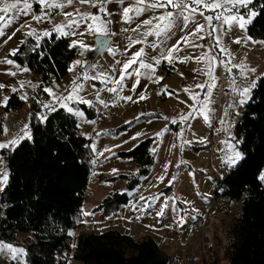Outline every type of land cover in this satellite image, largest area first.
<instances>
[{
  "label": "trees",
  "instance_id": "obj_1",
  "mask_svg": "<svg viewBox=\"0 0 264 264\" xmlns=\"http://www.w3.org/2000/svg\"><path fill=\"white\" fill-rule=\"evenodd\" d=\"M250 9L257 15L247 32L254 39H264V0H253L241 10ZM20 48L11 56L41 76L43 97L47 96L44 86L61 80L81 53L70 37L56 34L43 39L31 36ZM24 104L14 92L4 109L15 111ZM32 107L31 139H23L14 150L11 146L0 149L10 168L0 198V207L5 209L0 213V241L13 242L20 232L29 233L24 244L29 264H67L69 254L81 264H169V255L153 237L138 240L115 228L80 230L73 244L72 231L81 226L77 215L85 202L94 155L76 115L66 107L55 106L45 115ZM81 107L93 114L86 105ZM243 107L235 135L243 140L245 158L222 183L224 195L231 202H241V209L228 231L224 255L211 246L209 261L201 264H264V181L260 179L264 171V75ZM2 134L1 126L0 138ZM153 142L148 137L130 150L117 152L115 156L135 163L137 171L114 177L125 179L127 190L110 192L94 211L113 214L130 202V192L150 174L155 162Z\"/></svg>",
  "mask_w": 264,
  "mask_h": 264
},
{
  "label": "crops",
  "instance_id": "obj_2",
  "mask_svg": "<svg viewBox=\"0 0 264 264\" xmlns=\"http://www.w3.org/2000/svg\"><path fill=\"white\" fill-rule=\"evenodd\" d=\"M9 2L12 3L14 0H9ZM30 2L31 8L28 9V15L14 13L13 11H9L7 14L0 13V15L4 16L5 21L17 17L13 19V22L9 26L3 29L4 35L0 36V71L5 72L3 77H0V84L5 86L0 92V127L2 126L3 128L0 143L8 144L10 141L22 137L25 129H28L32 136L33 129L31 128L30 114H24L21 110L25 104L27 107L30 105L32 117L33 107L30 98L33 96L34 89L39 84V79H37L35 72L30 67L21 65L19 61L14 60L11 56L12 50H16L15 53H17L24 42L31 36L43 39L52 34H56L57 37L64 35L70 37L72 44L77 45L81 49L80 55L72 62L69 72L61 80H55L48 84V87H55L56 97H59L65 91L69 93L74 85L73 82H75V85H80L81 88L84 86L97 88L98 91L95 93L96 98L103 105L100 114L96 116L93 110L86 105L93 112L91 115L81 107L80 103L78 105L73 104L72 99L65 101H63V98L54 100L46 91V97L41 96L40 93L39 95L42 97L44 105L50 102V105L53 107L66 105L67 109L74 106L87 113L89 118L92 117L94 119V134L91 137L85 136L88 139L89 149L94 155L92 175L97 174L103 178L111 179L117 177L119 174L135 173L137 171L135 163L129 159L120 158L115 155L118 154V151L132 149L141 140L148 137L154 138L152 149L155 153V161L161 146H163L162 149L165 148L168 153H171L175 142L179 144V137L183 129L180 122L176 121L179 123V126L172 122L174 118L175 120H181V117H187L189 113L199 115L200 108H197V102L208 93L209 86L211 85L210 91L214 90L215 92L219 90V80L214 76L212 70L210 76L208 75L209 70L205 71V68L209 67L206 66L204 69H201V63L205 64V60H209L206 57H214L212 49L205 45V39H210L211 45L214 48L217 41L214 32H212L211 36L209 35L212 29L207 26V21L198 12L194 14L195 21L204 24L205 28L197 37L190 35L195 24L190 22L186 28L181 30L182 25L180 20H176V26L170 32L156 35L159 31L156 25L160 24L162 29L164 24L167 23L166 20L161 21L157 17L166 12H172L175 17L179 9L172 8L171 6L167 8L145 7V5H150L153 0H145L144 3L140 4L136 0H124L123 4H120L117 0H112V2L103 5L105 8L104 12H99V4L93 7L92 4L81 3L80 0H73L71 4H67L66 0H56V3L64 4L63 8H48L36 3L35 0H30ZM136 7L143 9L138 16L134 11ZM124 8L133 9V11L129 12V16L132 17L129 22H125L122 15ZM48 9L57 11V15L51 25H42L34 19L35 16H43L45 18V13ZM201 11H204L205 16L209 15L207 11ZM85 14L98 15L99 19L95 21L85 19ZM145 20H151L152 23L145 24L143 23ZM72 21H77L78 24H73ZM0 23H3V21H0ZM58 27L61 29L60 32L56 31ZM90 27L99 30V33L106 31L108 33L107 36L111 37L109 47L102 54V59H99L94 49L97 45L95 41L96 35L104 34L90 31ZM33 31L35 35H28V33ZM45 32L49 33V35H44ZM122 34H125V39L123 44H120L119 36ZM184 37L188 38L187 42L184 41ZM81 44L84 46H81ZM176 45H179V50L171 52V55L177 61L176 66L171 71L162 69L161 64L166 60L162 54L167 55ZM205 47L208 49H205ZM141 49L143 50V55L138 59L153 64L154 70L140 68L139 71L142 75L137 76L132 73L139 65L133 64L126 73H122V66L125 61ZM187 57H191L192 60L188 67H184L183 62ZM156 59L160 60L159 64L154 63ZM6 60H11L13 63H3ZM77 61L80 63L77 64ZM11 72L18 74L19 77L10 76L9 73ZM104 72L107 74H103ZM122 75H124V79L121 80ZM137 80L139 81L138 84L136 83ZM197 85H204L205 87L201 88L197 87ZM111 89H116V91L113 92ZM14 92H18L21 97H26L24 99L25 104L19 110L5 111V97H7L8 104V100ZM127 97H131V99H126ZM192 97H196V99ZM169 102L178 104L181 112L176 115L172 114L171 118L166 119L164 109L165 104ZM44 105L42 104L43 108L48 109ZM75 108H73L74 110L71 113H76L77 108ZM104 112L107 113L106 117L101 119V114ZM187 112L186 116H182ZM147 115L150 117H146ZM140 116L141 119L139 118ZM137 118L139 119L137 123L131 124L128 128H122L125 124L131 123ZM98 119H101V122L98 123ZM128 119H130L128 122H124ZM26 123H28L27 127ZM140 126H143L145 130L138 131L132 135L131 132L138 130ZM23 139H20L19 142ZM136 139H139L137 143L130 148H126L127 144L136 141ZM155 142L158 143L156 148L154 146ZM182 142L183 139L181 146H183ZM195 151L192 146L184 147V158H188V160L198 158ZM0 157L3 159L2 167L7 170L6 157L1 153ZM138 200L140 199L138 198ZM95 207L97 206L93 208ZM126 207L122 206L121 209L127 216ZM108 214L102 212L95 213L94 215L91 214L92 216H87V219H85L95 222L103 221ZM136 215V212H133V215L129 219L136 222ZM81 216L83 217L82 214ZM200 219L201 217L194 220L191 224ZM110 228L113 227L108 224V229ZM125 233L131 234L129 231ZM164 238L165 235L163 240Z\"/></svg>",
  "mask_w": 264,
  "mask_h": 264
},
{
  "label": "rangeland",
  "instance_id": "obj_3",
  "mask_svg": "<svg viewBox=\"0 0 264 264\" xmlns=\"http://www.w3.org/2000/svg\"><path fill=\"white\" fill-rule=\"evenodd\" d=\"M145 7L151 8L149 5H145ZM242 8L233 9L232 12H225L223 8L217 9L215 12H209L203 8L201 10L207 11L213 17L218 13H222L224 16L236 13L247 19L249 11L243 12ZM52 12L53 18L50 21L39 22L42 25H51L57 15V11L54 9H52ZM47 17L46 12L44 19H47ZM213 21L214 33L216 38H219V44H215L216 47L214 48L210 39H205L204 42L208 48L212 49L211 51L216 59L211 61V63L209 60H205V64L201 63V69L206 66L211 68L214 76L219 80V90L210 91V94L208 91L204 97H201V100L197 102V108H200L199 115L192 114L189 116L187 112L182 115L186 116L188 114L186 121L175 120L174 118L175 121L180 122L181 128H183L179 137V144L175 142L171 153H168L165 148L162 149L163 146L159 148L157 159L151 168L150 174L142 178L136 189L130 192L132 195L130 202L123 205L124 207L127 206L125 224L111 226L122 232H131L133 237L138 240L145 236L153 237L169 257L186 244L195 242L194 248L192 247L195 255L194 261L189 259L186 264H201L209 261L211 246L216 249L219 248L220 254L224 255L225 249L223 245L228 240L227 235L232 221H234L235 215L241 209V202H231L224 195L222 179L228 170L237 168L245 158L242 150L243 140L236 137L235 128L242 114L240 108L244 105V102L241 103L240 101H246L255 87H252L246 95H242L240 90L253 81H255L256 86L258 79L264 75V39H254L248 34L247 26L249 23H246L242 29L236 23L229 25L223 23L222 20L216 21L214 19ZM237 40L240 42L237 43ZM207 47L205 49H208ZM221 49H226V51H221ZM98 56L99 59H102L103 55L99 54ZM209 68H205V71L209 70ZM251 69L255 71H251ZM4 73L0 71V77H3ZM103 74L107 73L104 72ZM10 76L19 77L16 73L15 75L10 74ZM36 76L39 79V84L34 89L30 101L32 106L38 104L41 107V114L45 115L50 108H43L42 104L44 105V103L40 102V100L42 101V97L39 95L41 79L39 74H36ZM15 78L14 80H16ZM73 87L74 85L69 93L68 91L61 93L59 98L67 97L70 94L74 96L78 92L75 95L76 98L72 99L74 102L72 103L87 105L96 116L100 114L103 105L96 98L97 88L91 86L81 88L80 86L76 92H73ZM45 88H50L55 94L54 86L48 87V85H45ZM2 89L0 88V92ZM36 96L40 98L38 101L35 100ZM51 98L53 99L52 96ZM65 100L67 99L63 101ZM205 103L210 111L203 108ZM232 104L235 105V108H233ZM46 105H50V102H47ZM72 107L75 108L74 106ZM72 107L69 108L74 110ZM164 110L166 119L171 118L172 114L176 115L181 112L180 106L175 102L165 104ZM21 112L27 115L30 114L31 118L30 105L27 107L25 104ZM75 112L79 128H81L80 132L84 136L91 137L94 134V119L92 117L89 118L87 113L78 108ZM204 115H207V120H205ZM105 117L101 114V119ZM139 118L141 119V116ZM101 119H98V123L101 122ZM138 121L139 119L137 118L131 123L125 124V128ZM214 122H218L220 125L219 130L216 132L212 130ZM27 126L28 123H26ZM141 130H145L143 126H140L138 130H133L131 133L133 135ZM182 139L184 142H182L183 146H181ZM138 140L136 139V141L127 144L126 148L132 147ZM230 145L233 147H230ZM154 146L156 148L158 143L155 142ZM186 146H192L196 150L198 158L189 160L184 158L183 148ZM233 151H238L243 158L237 164L229 166L225 161ZM262 174H264V171ZM125 183V179H120L119 177L107 179L97 174L90 176L88 194H86L80 214L77 215V218L83 221H81L80 228L72 231V234H74V245L80 230H94L92 225L98 222H100L102 227L100 226L97 231L102 232L108 229L109 222L106 219L95 222L86 220L87 216L101 213V211H94L93 207L98 206L100 200H103L112 191H126L127 186ZM136 196L140 200L136 199ZM133 212L137 214L136 222L129 219ZM161 212H163V215L159 214ZM200 217L203 218V221L200 224L201 233L198 239L195 234L194 236L188 234L187 236H182V234L177 233V231L184 230L185 227L189 226V224L191 225L194 220ZM164 235L165 238L163 240ZM29 236H31L29 233L20 232L15 241L6 243L22 247L25 250L24 244ZM66 258L67 264H81V261L72 258L70 254ZM222 260H224V257ZM0 264H16V262L10 261L4 255H0ZM20 264H29L27 256L23 257Z\"/></svg>",
  "mask_w": 264,
  "mask_h": 264
},
{
  "label": "snow or ice",
  "instance_id": "obj_4",
  "mask_svg": "<svg viewBox=\"0 0 264 264\" xmlns=\"http://www.w3.org/2000/svg\"><path fill=\"white\" fill-rule=\"evenodd\" d=\"M35 2L39 3L41 5H44L48 8H63L64 7V4L56 3V0H35ZM80 2L81 3H90V4H92L93 7H96L99 4L100 5V7L98 9L99 12H104L105 8L103 7V5H106L107 3L112 2V0H80ZM117 2H119L120 4H123L124 0H117ZM136 2L138 4H140V3H144L145 0H136ZM66 3L71 4V3H73V0H66ZM250 3H252V0H153V2L149 6L151 8H167V7L171 6L172 8L179 9V12L175 14V17H174V14L172 12H166V13L162 14L160 17H157L158 20H161V21L166 20L167 23L164 24L162 29L160 27V24L156 25V28L159 29V31L156 33V35H160L162 33L166 34V33L170 32L171 29L176 26V20H180L181 25H182L181 30L186 28L188 23H190V22L195 24V27L191 31L190 35H192L193 37H197L198 34L203 32V30L205 28L204 24H200V23L195 21L194 14H196L197 12L199 13V15L204 17V19L207 21V26L212 29V31L209 32L210 36L212 35V32L215 31V27L213 25L214 19L216 21L222 20L223 23L229 24V25L231 23H236V24H238V26L240 28L243 29L245 27V24L250 23L251 19L255 15H257L256 11L250 9L247 19L244 16H240L236 13H233L230 16H224L222 13L216 14L215 17H213L211 15L205 16L204 11H201V8L206 9L208 11H212V12H215L217 9L223 8L225 12H232L233 9H238L239 7L247 8L248 4H250ZM30 8H31L30 0H14V2H12V3H10L9 0H0V13H3V14L9 13V11H13L14 13L28 15V9H30ZM130 11H133V9L132 8H124L123 9L122 15L125 19V22H129L132 19V17L129 16ZM134 11H135V14L138 16L141 14L143 9L136 7L134 9ZM185 13H187V14H185ZM45 15H46V13H45ZM66 15H71V14H66ZM15 18H17V17H13V18H10L9 20L5 21L4 16L0 15V21H3V23H0V36L4 35L3 29L5 27L9 26L13 22V19H15ZM43 18H44L43 16H35L34 17V19L37 20L38 22L41 21ZM85 19H92L95 21V20L99 19V16L98 15L85 14ZM72 23L78 24L77 21H72ZM143 23L151 24L152 21L151 20H145ZM60 30L61 29L59 27L56 29L57 32H60ZM89 30L93 31V32H97L98 34H104V35L108 34L106 31L103 33H99V30L92 29L91 27ZM28 35H35V32L34 31L30 32V33H28ZM44 35H49V33L45 32ZM199 38H203V37H199ZM184 41L187 42L188 38L184 37ZM216 41H217V45H218L219 44V38L218 37L216 38ZM236 42L239 43L240 41L237 40ZM81 46H84V45L81 44ZM194 46L199 47L200 45H194ZM178 50H179V45H176L173 47V49H171L169 51V53L167 55L162 54V56L168 62H171L174 59V57L171 55V52L178 51ZM221 51H226V49H221ZM15 52H16V50H12L11 54L14 55ZM142 55H143V50L141 49L140 51L134 53L130 59L125 61V63L122 66V73H126L127 70L133 64L139 65L138 68L134 69L133 73H132V74L137 75V76L142 75V73H140V71H139L140 68L154 70L153 64L146 63V62H144V60L138 59ZM206 58L209 59L210 63H211V61L216 59L215 57H206ZM3 63L12 64L13 61L6 60V61H3ZM76 63L79 64L80 62L77 61ZM154 63L159 64L160 60L156 59V60H154ZM25 71H27V69H25ZM251 71H255V70L251 69ZM9 74L15 75V73H9ZM208 75L211 76V68L209 69ZM122 79H124V75L121 76V80ZM213 79H214V77H213ZM136 83L138 84L139 81L137 80ZM73 84H74L73 92H76L80 88V85H75V82H73ZM3 87H5V86L0 84V88H3ZM197 87L203 88L205 86L204 85H197ZM252 87H255V81H253L251 84L243 87L240 90L241 94L246 95ZM210 89H211V85L209 86V94H210ZM13 91H15V89H13ZM44 91L48 92L49 95H51L54 100H60L61 99L59 97H56L50 88H45ZM111 91L115 92L116 89H111ZM21 98L26 99V97H21ZM74 98H76V97H74L72 94H70L69 96L64 97L63 99H74ZM192 98L196 99V97H192ZM126 99H131V97H127ZM141 99H143V97H141ZM240 102L243 103L245 101H240ZM4 105L7 106V97H5ZM62 106L66 107V105H62ZM44 107L50 108V110H55V108L51 105H44ZM203 108L210 111V109H207L206 103L203 105ZM67 110L70 113L73 111L71 108H68ZM77 114H79V113H77ZM191 115H192V113H189V116H191ZM187 118L188 117H181V120H186ZM204 118H205V120H207V115H204ZM42 119H46V117H43ZM172 122L176 123L175 120H173ZM158 135H160V134H158ZM23 138L31 139L30 132L27 129H25L24 135L22 137H20L16 140L10 141L8 144L0 143V149L9 148L11 146V150H14L15 146L18 145L19 140L23 139ZM230 147H233V146L230 145ZM242 158H243L242 155L238 151H233L232 154L227 158L225 163L228 164L229 166H233V165L237 164ZM2 165H3V159H2V157H0V192L4 191L5 187L8 184V180H9L8 171L5 168H3ZM260 179L264 180V174H262L260 176ZM159 214L163 215V212H161ZM0 255H4L10 261L16 262V264H20L23 257L26 256V252L22 247H16L10 243L0 241Z\"/></svg>",
  "mask_w": 264,
  "mask_h": 264
},
{
  "label": "built area",
  "instance_id": "obj_5",
  "mask_svg": "<svg viewBox=\"0 0 264 264\" xmlns=\"http://www.w3.org/2000/svg\"><path fill=\"white\" fill-rule=\"evenodd\" d=\"M47 15H48L47 19H42V22H44V23L48 22V21H50L53 18L52 9H48L47 10ZM124 39H125V34L120 35L119 41H120L121 44H123ZM191 60H192L191 57H187V59H185V61L183 62V66L184 67H188L189 64L191 63ZM176 64H177V61L175 59H173L171 62H168L167 60H164L162 62V64H161V68L171 71V70H173L172 68H174L176 66ZM40 78H41V76H40ZM38 99H40V98L38 96H36L35 100L38 101ZM40 102H42V101L40 100ZM243 106L244 105H242L241 108H240V110H242V112L244 110ZM34 109L37 110L38 112L41 111V107L38 104H35ZM102 116L103 117L106 116V113H102ZM219 127H220L219 123L218 122H216V123L214 122V124L212 126L213 132H216L217 130H219ZM229 172H230V170H228L225 173V176L222 179V182H223V180L225 179L226 175ZM1 194H2V192H0V198H1ZM4 212H5V209L0 207V213H4ZM105 219H106L107 222H109L108 224L110 226H113V227H114V225L115 226H118V225L121 226V225L125 224L124 221H126V215H125V213H124V211L122 209H119L114 214H111V215L108 214ZM202 221H203V218H201L199 221H196L193 224L185 227L184 230L177 231V233L182 234V236L183 235L187 236V234L190 235V236H194V234H195L197 239H198L200 237V233H201L200 232L201 231L200 230V224H201ZM80 224H81V220L78 219V225H80ZM100 226H101L100 222L95 223L93 225V229L97 230L98 228H100ZM194 245H195V242L194 243L192 242V243H188L185 246H183L180 249H178V251L174 255L170 256L169 264H186L187 261H189V259L194 261V256H195L194 252H193Z\"/></svg>",
  "mask_w": 264,
  "mask_h": 264
},
{
  "label": "water",
  "instance_id": "obj_6",
  "mask_svg": "<svg viewBox=\"0 0 264 264\" xmlns=\"http://www.w3.org/2000/svg\"><path fill=\"white\" fill-rule=\"evenodd\" d=\"M95 41L97 45L95 46L94 51L96 54L102 55V53H104V51L107 50V48L109 47L111 37L107 35H96ZM233 108H235V105H233ZM7 171H10L9 167H7Z\"/></svg>",
  "mask_w": 264,
  "mask_h": 264
}]
</instances>
